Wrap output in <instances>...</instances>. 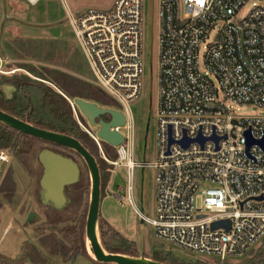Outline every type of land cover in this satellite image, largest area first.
I'll list each match as a JSON object with an SVG mask.
<instances>
[{"label": "built area", "instance_id": "1", "mask_svg": "<svg viewBox=\"0 0 264 264\" xmlns=\"http://www.w3.org/2000/svg\"><path fill=\"white\" fill-rule=\"evenodd\" d=\"M6 1L34 7L42 0ZM142 3L66 9L93 83L123 108L126 115L113 110L125 126L142 91ZM158 8L156 162L135 161L125 136L109 162L100 139L79 125L108 164L125 168L124 196H117L162 243L196 257L240 258L264 238V115L235 113L264 109V0H159ZM10 159L0 150V170ZM136 169H154L152 218L135 204ZM218 221L228 228L211 230Z\"/></svg>", "mask_w": 264, "mask_h": 264}, {"label": "rangeland", "instance_id": "2", "mask_svg": "<svg viewBox=\"0 0 264 264\" xmlns=\"http://www.w3.org/2000/svg\"><path fill=\"white\" fill-rule=\"evenodd\" d=\"M112 2L113 0H42L37 6L32 7L22 1H6L5 3L8 7L16 6L15 8L19 10L21 26L17 25V27H21V30L20 32L6 31L4 38L0 39V49L5 55V60H3L5 63L3 68H0V76L2 74L7 76L26 75L33 80H39L28 70L18 68L23 63H26L35 71H38L40 67L48 66L73 75H80L93 82V76L72 29L66 22V9L81 10L92 8L106 11L110 9ZM158 3L159 0H143L142 3V91L139 99L130 105V117L126 118L127 126L119 129L127 140L132 137L134 160H145L151 163L156 162L157 158L156 122L159 95L158 39L160 25ZM22 34L25 37H29V35L34 37L29 42L28 51H30L31 57H25L16 46L17 41L23 37ZM2 81L0 79V93L9 97L12 94V88L10 85L2 83ZM96 105L105 107L99 104ZM112 107L125 114L123 108L117 103ZM237 108L238 110L235 113L238 117L254 118L264 115V109L255 111L249 106ZM101 118L105 121L109 119L106 115L101 116ZM82 122L87 126L89 132L96 135L99 128L97 124L90 125L85 115L82 116ZM102 147L103 145L101 146L103 152ZM8 152L11 154V159L9 164L0 170V184L6 173L10 171L15 181L16 190L9 202L0 194V259L1 257L15 259L20 254L21 246L25 243L31 244L41 255L45 256L37 240L40 236L55 231V228L46 220V208L42 200L43 192L38 188L39 180L43 174V169L37 159L39 151L36 150L31 158V166L34 170L32 174L25 171L14 159L13 154L10 151ZM98 156L103 159L99 148ZM105 157L110 162L116 159L117 154L114 160H110L107 156ZM80 164L84 166L81 161ZM104 177V182H100V215L122 236L135 242L140 254L143 253L150 257L153 248L163 244L166 249H170L177 255L197 258L183 250L162 243L156 238L154 229L146 223H141L132 207L126 202L122 203L120 201L117 194L120 193L121 196H124V193L120 192V190L125 186V168L119 167L115 169L114 166H107L104 169ZM133 186L135 204L138 209L147 217H154V169H136L133 177ZM259 244L244 256L228 258L222 264H241L251 251L257 249ZM204 259L210 263L214 261L211 258ZM24 264L32 263L26 261ZM43 264L112 263H103L96 261L94 258L89 259L83 255H78L72 261L64 262L60 258L53 257L51 261L46 259Z\"/></svg>", "mask_w": 264, "mask_h": 264}, {"label": "trees", "instance_id": "3", "mask_svg": "<svg viewBox=\"0 0 264 264\" xmlns=\"http://www.w3.org/2000/svg\"><path fill=\"white\" fill-rule=\"evenodd\" d=\"M22 36L17 41L16 46L25 57H31L30 51H28L29 42L34 37L30 35L25 37L23 34ZM18 68L28 70L39 80H33L26 75L7 76L2 74L0 79L3 80L2 83L10 85L12 94L6 97L0 93V111L37 129L75 139L94 158L101 173L100 182L103 183L105 179L104 169L107 166L112 167V165L99 156L97 157L96 143L79 125L80 123L87 128L82 122L83 115L75 104V100L90 102L95 106L99 104L105 107L97 106L98 108L106 109H114L112 106L116 102L92 81L80 75H73L48 66L40 67L38 71H35L26 63ZM70 102L74 103L75 112ZM87 130L89 131L88 128ZM100 144L103 145L102 149L105 156L114 160L116 156L115 147L103 141ZM3 149L10 151L14 159L30 174L34 171L31 166V158L36 150L40 152L42 149H48L71 159L77 164L80 175L77 183L64 187L65 204L61 209H56L51 203L45 205L46 220L55 228V231L42 235L37 240L45 256L41 255L31 244L25 243L21 246L20 254L15 259L1 257L0 263L24 264L29 261L32 264H43L46 259L51 261L53 257L60 258L65 262L74 260L78 255L93 259L85 235L90 198V176L83 158L72 149L26 135L0 122V150ZM80 161L84 166L80 164ZM38 188H40L39 184ZM15 190V181L9 171L1 181L0 194L9 202ZM97 231L100 245L107 254H119L128 257L141 255L136 243L122 236L100 214L97 219ZM143 255L145 258L160 264L223 263V261L218 260L210 263L202 257L189 258L177 255L170 249H166L163 244L154 247L150 257ZM241 264H264V238L257 249L251 251Z\"/></svg>", "mask_w": 264, "mask_h": 264}, {"label": "water", "instance_id": "4", "mask_svg": "<svg viewBox=\"0 0 264 264\" xmlns=\"http://www.w3.org/2000/svg\"><path fill=\"white\" fill-rule=\"evenodd\" d=\"M80 113L87 117L90 125H98L96 137L110 146L117 147L124 141L121 133L114 128L125 126L124 116L113 109H101L93 103L83 100H75ZM108 115L109 120L101 119V116ZM98 121V122H97ZM0 122L26 135L49 141L60 146L76 151L84 160L90 176V198L85 223V235L91 249L92 257L99 262L112 264H160L151 259L145 258L143 253L139 257H128L119 254H107L101 247L97 219L100 214V172L94 158L75 139L47 131L37 129L23 121L18 120L0 111ZM214 139V138H212ZM199 143L204 140L196 139ZM252 143L251 140L248 142ZM182 146L186 143L183 141ZM38 162L43 169L39 180V186L43 192L42 200L44 205L53 204L56 209H61L65 204L63 189L66 185L78 182L80 171L71 159L56 154L48 149H42L37 156ZM211 230L228 228V221H218L211 225Z\"/></svg>", "mask_w": 264, "mask_h": 264}, {"label": "crops", "instance_id": "5", "mask_svg": "<svg viewBox=\"0 0 264 264\" xmlns=\"http://www.w3.org/2000/svg\"><path fill=\"white\" fill-rule=\"evenodd\" d=\"M5 2V0H0V39L4 38L6 31L13 30L20 32L21 30V27H17V25L21 26V22H19V10L15 8L16 6L8 7ZM3 54V51L0 49V68H3V64L5 63L3 61L5 60V55Z\"/></svg>", "mask_w": 264, "mask_h": 264}, {"label": "bare ground", "instance_id": "6", "mask_svg": "<svg viewBox=\"0 0 264 264\" xmlns=\"http://www.w3.org/2000/svg\"><path fill=\"white\" fill-rule=\"evenodd\" d=\"M90 255L92 256V253L90 252Z\"/></svg>", "mask_w": 264, "mask_h": 264}, {"label": "flooded vegetation", "instance_id": "7", "mask_svg": "<svg viewBox=\"0 0 264 264\" xmlns=\"http://www.w3.org/2000/svg\"><path fill=\"white\" fill-rule=\"evenodd\" d=\"M104 120V119H103Z\"/></svg>", "mask_w": 264, "mask_h": 264}]
</instances>
